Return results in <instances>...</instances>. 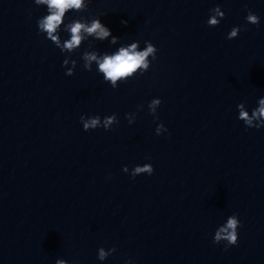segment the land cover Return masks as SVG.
<instances>
[{
	"label": "clouds",
	"instance_id": "9594fccd",
	"mask_svg": "<svg viewBox=\"0 0 264 264\" xmlns=\"http://www.w3.org/2000/svg\"><path fill=\"white\" fill-rule=\"evenodd\" d=\"M34 3L38 6H46L47 14L37 20L38 31L42 34H46V39L50 40L62 53H73L81 45L82 41L88 40L90 37L96 40H105L111 37V42L114 44L117 41V37L112 36V33L108 27H106L99 17L92 18L90 20L80 17L73 19L68 23H65L66 14L69 11L84 12L88 8V4L91 0H34ZM225 16L221 7L216 6L210 9V17L207 20L209 27H216L220 24L221 19ZM246 21L252 25H259L260 18L252 11H248ZM122 24L127 25L128 21H121ZM63 30L70 34V38L61 40L59 35L61 26ZM241 31L240 27H233L227 35V39L231 40L237 38ZM146 47L144 50H138L139 41L130 44L129 46H122L113 54L99 55L96 51H85L81 59L83 60V67L87 71L92 70V64L95 62L97 65L98 73L103 75L106 82L110 83L112 88L118 87V81H125L134 77L137 73L143 74L150 68L152 59L156 58L157 49L149 41H145ZM70 56L66 57L63 61V66L67 68ZM71 68H67L65 75L72 76L77 66V61L71 59ZM162 101L159 98L151 100L148 104L149 113L153 116L156 115L157 108L161 105ZM142 107V106H141ZM238 119L243 121L246 128H262L264 127V98H260L258 106L252 109L251 114L248 110H245V103L237 105ZM129 124L135 120V114H126ZM158 118V117H157ZM80 122L83 125L85 131L94 130L99 127H103L105 130H109L113 124L119 123L116 114L106 116L103 119L99 115L91 117H80ZM167 129L160 123L156 128V134L160 135L166 132ZM124 172H128L127 166L123 168ZM154 172V168L151 164H144L142 166L137 165L131 171V176L135 178L141 174L151 175ZM240 227V220L236 214H233L227 218L226 223L219 226L214 234L213 243L220 244L225 242V250L228 246H234L238 243V228ZM116 252V248H110L105 251L103 247L98 249V259L104 261L110 255ZM56 264H68V261L64 259L56 260ZM131 264V260L127 262Z\"/></svg>",
	"mask_w": 264,
	"mask_h": 264
}]
</instances>
